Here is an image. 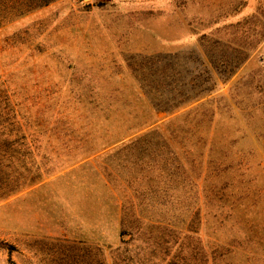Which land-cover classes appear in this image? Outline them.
I'll use <instances>...</instances> for the list:
<instances>
[{"label": "rangeland", "instance_id": "obj_1", "mask_svg": "<svg viewBox=\"0 0 264 264\" xmlns=\"http://www.w3.org/2000/svg\"><path fill=\"white\" fill-rule=\"evenodd\" d=\"M4 187L0 264H264V0L6 19Z\"/></svg>", "mask_w": 264, "mask_h": 264}, {"label": "trees", "instance_id": "obj_2", "mask_svg": "<svg viewBox=\"0 0 264 264\" xmlns=\"http://www.w3.org/2000/svg\"><path fill=\"white\" fill-rule=\"evenodd\" d=\"M53 1L55 0H0V26L10 17L25 14L39 7L46 6ZM4 188L6 189L0 194L2 196L8 195L15 190L14 187ZM128 216H126L127 219L125 218V228L121 233L122 236L132 234V220H130V217Z\"/></svg>", "mask_w": 264, "mask_h": 264}]
</instances>
